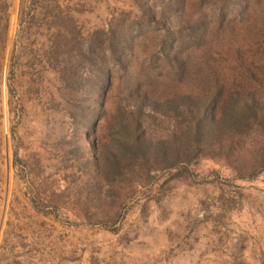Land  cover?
Instances as JSON below:
<instances>
[{
	"label": "rangeland",
	"instance_id": "obj_1",
	"mask_svg": "<svg viewBox=\"0 0 264 264\" xmlns=\"http://www.w3.org/2000/svg\"><path fill=\"white\" fill-rule=\"evenodd\" d=\"M233 95L264 110V0H0V264H264L261 114L170 151L172 101Z\"/></svg>",
	"mask_w": 264,
	"mask_h": 264
},
{
	"label": "trees",
	"instance_id": "obj_2",
	"mask_svg": "<svg viewBox=\"0 0 264 264\" xmlns=\"http://www.w3.org/2000/svg\"><path fill=\"white\" fill-rule=\"evenodd\" d=\"M111 42V45H110ZM108 45L110 46V50H112L111 54L115 64H119V61L122 57L121 50L116 49L117 47L122 48L123 41L116 40L112 37L108 41ZM106 87L103 89V97L105 96ZM253 96L254 95H250ZM240 96L233 95L228 101L224 104L223 110L219 118L213 115H207V109L204 107L203 103L196 102L189 97L179 98L171 102L170 105L173 106L175 112L180 108H183L192 118L196 120V129L195 133L192 134V130H190L182 135L180 140L182 143L180 144L182 149L178 147L170 148L172 153L179 154L183 158H194L198 157L200 154L211 151L215 146H221L219 143L226 136L229 137L227 140H233L235 137L248 135L254 129V123L259 118V113L261 114L260 120L261 124L259 125L264 131V110L257 107V104L253 97H250V102L242 101ZM194 107V108H193ZM196 109V110H193ZM259 112V113H258ZM263 115V116H262ZM221 141V142H222ZM201 142L205 146L206 149H194L191 143ZM231 147V146H230ZM143 154H152L151 146L147 142L143 143L138 148ZM159 151V150H158ZM171 153V154H172ZM169 153L164 152L163 156H167ZM263 169L254 173L255 176H258ZM38 208V207H37Z\"/></svg>",
	"mask_w": 264,
	"mask_h": 264
}]
</instances>
